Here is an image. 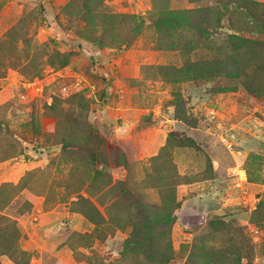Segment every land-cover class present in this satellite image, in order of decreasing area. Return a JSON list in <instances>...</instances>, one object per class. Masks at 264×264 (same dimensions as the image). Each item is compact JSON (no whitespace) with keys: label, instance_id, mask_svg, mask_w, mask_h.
Masks as SVG:
<instances>
[{"label":"rangeland","instance_id":"1","mask_svg":"<svg viewBox=\"0 0 264 264\" xmlns=\"http://www.w3.org/2000/svg\"><path fill=\"white\" fill-rule=\"evenodd\" d=\"M69 1L0 0V264H152L143 249L162 231L168 264H264V0L172 45L160 13L218 1L103 0L142 21L135 35L126 18L88 25ZM230 35L244 41L239 78L169 70Z\"/></svg>","mask_w":264,"mask_h":264},{"label":"trees","instance_id":"2","mask_svg":"<svg viewBox=\"0 0 264 264\" xmlns=\"http://www.w3.org/2000/svg\"><path fill=\"white\" fill-rule=\"evenodd\" d=\"M103 0H70L66 5L65 9L68 12H72L79 20L91 25L93 21L99 23L102 29L106 30L110 23L115 25L118 24L120 19H127L128 23L131 25V34H137L140 29L141 22L137 17L134 16H110L105 15L101 12L100 8L102 6ZM191 2H195V0H190ZM219 6L215 7H201L198 9L192 10H181V11H163L159 14V18L157 21H154V25L158 28V34L163 33V36L167 37L169 41L175 32L178 29L181 30L182 33H191L196 36L200 41L206 40L208 36V30L210 28L218 27L220 19L223 15L222 12L228 11V18L235 12H238L242 7H249L252 2L250 0H240L241 3H235V1H231L235 3L234 10L229 12L227 1L228 0H217ZM229 2V1H228ZM249 6H248V4ZM242 13V12H240ZM251 21H255V17H251ZM230 24H232L231 19ZM233 26V25H230ZM233 28V27H232ZM133 35V36H134ZM103 38V37H101ZM100 38V40H101ZM90 42L95 45H102L103 42L99 41V39H91ZM99 42V43H98ZM125 43L128 42V37L124 39ZM174 44V42L170 41V45ZM244 41L239 39V37L235 35H230L227 38L226 43L220 45L216 48L215 54L208 59H201L199 61H190L187 59L186 64L180 69L169 68V70L173 73L176 72L178 74L183 75L182 78L184 80H235L239 78V75L243 72L242 64L240 63V55L239 51L241 47H243ZM188 44L184 43L182 50L187 49ZM229 52V53H228ZM67 64V59L62 58L59 60L58 66L62 67ZM1 65V64H0ZM1 69V67H0ZM227 87H219L218 91H224ZM178 119L183 121L184 123H189L188 117L179 115ZM90 156L94 160L93 162L96 164H100L103 161H100L99 157L94 153H91ZM172 202V200H171ZM174 204V200L172 202ZM170 213H165L162 218L159 220H169ZM90 221L97 226L99 223L90 218ZM149 228L146 233H150ZM145 233V232H144ZM149 238H152L147 234ZM158 239L155 243L150 244L146 242V248L143 249V254L149 260H152V264H168V260L171 258V248L168 246V243L165 242L163 244L162 240H167V235L164 231L160 232L157 235ZM140 241L138 237L135 235V231L131 234V238L126 242L125 249H129L130 247L137 248L139 246Z\"/></svg>","mask_w":264,"mask_h":264},{"label":"built area","instance_id":"3","mask_svg":"<svg viewBox=\"0 0 264 264\" xmlns=\"http://www.w3.org/2000/svg\"><path fill=\"white\" fill-rule=\"evenodd\" d=\"M80 85V80H75L73 83H71L69 86L74 88V87H78ZM31 86V83H28L26 87H30ZM69 86L68 85H64L62 87V91L63 92H67V90H69ZM37 91H39L40 89H36Z\"/></svg>","mask_w":264,"mask_h":264}]
</instances>
